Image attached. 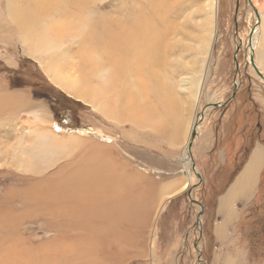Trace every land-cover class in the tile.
<instances>
[{"label": "bare ground", "instance_id": "6f19581e", "mask_svg": "<svg viewBox=\"0 0 264 264\" xmlns=\"http://www.w3.org/2000/svg\"><path fill=\"white\" fill-rule=\"evenodd\" d=\"M23 1L6 0L8 24L4 28L6 32L0 31L1 43L15 40L27 55L39 60L45 73L60 89L97 109L108 120L118 125L129 121L134 127L130 140L134 145L145 142L136 130L149 129L160 135L168 129L169 116L156 115L146 94L132 97L140 96L134 80L138 75L142 78L152 76L153 84H162L160 77L166 79L165 72L174 71L176 67L174 54L179 52L177 49L192 51L187 42L194 38L193 28L199 33L204 30V20L198 26L189 20L178 23L184 13L177 10V17L172 20L167 0H162L150 11L135 8L132 15L122 16L118 12L110 16L99 13L95 19L89 21L87 18L81 24L82 16L78 21L69 20V14L74 13L69 6L77 8L80 2L90 0ZM47 13V19H36L37 15ZM57 14H64L70 25L81 24L75 35L71 36L61 24L54 22ZM260 15L262 18L261 11ZM123 16L129 17L123 21ZM262 26L260 20L253 28L249 53L256 47L255 39ZM14 28L19 31L17 36ZM84 28L87 29L85 35L79 37ZM208 40L211 43L213 37ZM68 57L79 60L70 61V70ZM4 59L7 64L14 65L8 53ZM256 67L263 73L257 64ZM196 74L192 98L197 106L206 80L201 69ZM165 83L167 93L174 95L167 79ZM5 85L9 87V82ZM3 89L0 83V128L12 138L3 145L4 153L11 157L9 162L14 163L20 176L26 179L25 187L10 186L6 193L22 199L26 207L17 212L5 210L7 206L0 208V227L14 229L0 239V264H112L109 262L113 259L120 258L124 263L134 257L144 258L147 250L152 252L155 225L163 204L193 184L190 172L193 160L187 142L198 121L194 111L183 148L176 155L184 158L182 170L179 164L173 163L157 166L155 157L145 149L128 148L133 153L127 150L124 155L118 147L119 144L126 147L127 135V141L124 139L120 143L116 135L101 134L106 140L98 137V129L96 133L81 128L62 134V128L53 122L44 104L34 100L28 90ZM158 97L163 105V98ZM165 106L169 108L170 105L166 103ZM29 111L32 117L22 114ZM197 129L196 125L194 130ZM169 141L177 145L176 138L170 136ZM141 153L147 157V165L138 157ZM61 160L65 162L60 163ZM257 166L252 163L247 171L252 168L256 172ZM52 167L55 170L50 172ZM251 173L241 175L237 183L240 189L250 188L253 181L249 178H254ZM36 218L47 226L55 222L52 228L58 226V233L54 237L51 235V240L29 246L26 244L28 237L20 233L17 225L25 220L36 222ZM144 235L147 243H143ZM8 240L15 242L3 244Z\"/></svg>", "mask_w": 264, "mask_h": 264}, {"label": "rangeland", "instance_id": "374dc122", "mask_svg": "<svg viewBox=\"0 0 264 264\" xmlns=\"http://www.w3.org/2000/svg\"><path fill=\"white\" fill-rule=\"evenodd\" d=\"M161 1L162 0H90V2H80L81 4L77 8L76 6H69L72 10L67 6V10L74 12L69 14V18L71 17L69 20L75 19V21H78L79 16H82V24L87 18L89 21L95 19L96 15L99 13H106V16H110L116 15L118 12L122 16L123 14L132 15L137 8L149 9L150 11L152 7H156L158 2ZM23 2H28V0H24ZM29 2H31V0H29ZM166 2L167 7L169 6L168 14L172 20L177 17V10H179V13H184V15L182 18L178 19V23L189 20L192 25L198 26V23L201 25L204 20L205 27L201 33H199V30L193 28L195 33L194 38L187 42V45L192 48V51L189 52L187 50L183 51L177 49L179 52H175L174 54L175 57H177L175 59L176 67L174 71H168V73L165 72L164 74L169 82L170 91L173 94L175 93L174 95L170 96V94L167 93V84L165 83L166 79H164V76L160 77L161 80H163L162 84H160L161 86L155 82L153 84L154 77L152 76L151 78H146V76L142 78V76L139 75L135 77L134 84L138 85L140 96L132 97H142L146 94L148 100L151 99L148 104L154 108L156 115L161 114L163 116H169L167 119L168 129L160 135L152 133L149 129L136 130L141 137L145 138V142L142 141L134 145V143L130 141L133 136L134 127L131 126L129 121L125 124L118 125L111 119L108 120L97 109L92 108V106H89L83 100L67 94L51 81L42 68L39 60L27 55L23 46L17 43L15 44V40L13 39L7 43L0 42V83L3 84L5 90H28L34 100L44 104V108L51 114L53 122L56 123L58 127L62 128L63 131H60L62 134L70 133L71 131L76 132L81 128L96 133L98 129L100 131L97 133L98 137L101 136V134L113 135V137L116 135L120 143L124 142V139L126 140L125 137L127 135L129 139L128 141L126 140L127 142H124L127 143L126 147H120V144L118 147L120 152L124 151V155L125 151L127 152L128 150V152H130L128 148L135 147L138 150L145 149L150 155L155 157L157 166L173 163L179 164L182 170L184 158L176 157V155L179 154L183 148V143L189 129L188 122L194 111L193 114L196 115L198 121L194 123L191 130V133L192 131H196V136L192 140L191 148L193 165L190 168V172L193 175V184H191L186 191L176 197L168 199L163 204L162 211L155 225L156 239L152 252L149 250V253L148 250H145L146 256L144 258L134 257L126 260L124 263L120 262L121 260L118 258V260L113 259L109 263L264 264V167L259 179V181L261 180L263 191H259V187L258 189L256 187L258 181L257 176L255 186L250 191V197L256 192L253 203L250 206L245 203H240V205L237 206V214L234 219L230 221H226L224 213L220 211V199L218 198L220 191L216 188L218 184L217 179L220 177L222 171H224V176L223 178L221 176V178L226 181V184L234 177L235 172L238 171L239 167H241L244 162V155L249 153L250 149L253 147L256 141L254 139L257 138L264 142V80L256 73L249 59V56L253 54L256 64L264 73V0H167ZM253 2L256 4H253ZM215 7L217 8L216 11ZM6 8V0H0V17L3 15V17H1L2 19L0 18V31H3L1 33L7 31V29H4L6 28V24H8V13ZM260 11L262 13V18ZM48 14L49 13L37 15L36 19L40 20V17H42V19H47ZM212 14H215L214 17ZM127 17L129 16H123V21ZM213 20H215L214 25ZM260 20H262L263 26L257 32L255 39L256 47L250 51V53L252 52L250 54L248 48L250 45L249 40L252 31H254L253 28L260 24ZM54 22L61 24L68 33L72 34L71 36L75 35V31L81 26V24L79 26H75L74 24L70 25L68 18L64 14H57L54 18ZM208 27L210 29L213 28L208 30L206 29ZM14 30L17 36V34H19L18 29L14 28ZM86 30L87 29L84 28L78 36L83 37ZM203 37L206 38L203 39ZM208 37H213L211 43H208ZM71 39L73 38L71 37ZM204 40H207V43H205ZM76 50L77 47L74 51ZM5 53L12 56L14 65L7 64L4 59ZM74 60L68 57L69 70L71 69L70 61L73 62ZM235 60L239 63L238 66H236ZM77 62H79V60ZM75 64L77 63L75 62ZM199 69H201V73L206 81L203 83L198 105L196 106L192 98V93L195 83H197L194 81L197 75L196 72ZM19 70L28 80L33 79L34 76L32 73L37 72L38 74H42L44 78H46L48 84L56 88V92L60 91L66 97L80 101L84 106L76 105L73 101L66 99V97L61 98L60 104H58V99L51 96L40 98L36 95L34 88L31 86L24 88L12 87L13 78L15 77L16 71ZM141 71L145 75L144 69ZM133 75H136L135 71ZM7 82H9V87L5 85ZM40 82H42L41 79ZM200 82L201 80L199 83ZM148 84L151 85L148 86ZM152 84L156 85L153 86ZM150 87H153V89H149ZM132 88L133 87L129 86V89ZM234 92L233 98L235 96L240 99L241 97L243 99L252 98V100L255 101V104H251L250 107L249 113L252 115H249L247 120L243 121L245 123H234L233 121L231 125H228L225 137H223V132L220 130L216 131L213 129L214 133L212 134L211 131H208L209 128L206 127L209 114L215 111L211 103H218L220 101L223 103V106L217 108L223 107L224 111L230 106L228 102L226 103L227 106H225L224 102L229 100ZM158 96L163 98V105L158 102L157 99H160ZM168 97L170 99H168ZM168 100L169 102H167ZM51 103L57 104L59 117H55L53 112L49 109ZM166 103L170 105L168 106L169 108H166ZM209 103L211 106H208ZM65 107H68V109ZM22 114L25 117L33 116L30 111L22 112ZM219 118H221V116H219ZM237 124L240 126L237 127ZM196 125L198 129L194 130ZM259 134H261V136ZM170 136H172L173 139L176 138L175 142L177 145L174 143L171 144L169 141ZM203 136L204 139H211V141L213 137H215V144L210 145L211 142H207L208 144L201 147V138H203ZM11 139V135L7 134L5 129L0 128V153H2L0 159L3 160V162H0V208L1 206H7L5 210L17 212L21 209L23 210L24 207H26V203L19 197L13 198L8 196L6 192L9 190L8 188L10 186L25 187L26 183L24 181H26V179L20 176L21 173L15 168L14 163L12 165L9 162L11 157L4 153L3 145L8 143ZM102 139L105 138L102 137ZM190 140L191 134L188 136V142H190ZM241 140L243 143L240 145L241 147H239ZM243 144L250 145L244 147ZM207 145H209L208 148ZM209 148L222 150L219 157L221 161H223V158L225 159V156H223L225 148L230 158L233 156L234 159L233 161L229 159L228 164L217 166L216 163L219 161L216 158V161H211L212 164L211 162L206 164L208 170L204 172L202 156L205 158L213 157L214 150L208 151ZM243 148L246 151H243ZM116 154L117 156L119 155L118 153ZM138 155L137 156L142 162L145 161L144 163L147 165V157L142 155V153ZM199 155H201V158ZM172 156L176 158L174 157L173 159ZM4 162L7 163L5 164ZM63 162H65V160L60 161V163ZM54 170L55 167H52L50 172ZM191 188L193 199L198 203L192 201L189 196V190ZM36 219V222H34V220H25L17 225L20 233L28 237L26 238V244L29 246L30 244H38L41 241H46L50 237V234L53 235L58 233V226L56 229L52 228L55 222L54 225L49 223L47 226L45 222L40 221L38 218ZM223 224L226 226L225 230L220 228V225ZM13 230L14 229L0 227V239L10 234ZM22 241L25 242V240ZM22 241L20 243L23 244ZM9 242L15 241L8 240L7 243L3 244H8ZM143 243H147L145 235L143 236ZM151 258L154 259L153 262Z\"/></svg>", "mask_w": 264, "mask_h": 264}, {"label": "crops", "instance_id": "0c3cea01", "mask_svg": "<svg viewBox=\"0 0 264 264\" xmlns=\"http://www.w3.org/2000/svg\"><path fill=\"white\" fill-rule=\"evenodd\" d=\"M228 101L229 100L224 102L225 106H227L226 103ZM218 103H221V102L219 101ZM251 104H255V101L252 100V98L243 99L241 97V99H240L239 97L235 96L234 98H232L228 102V105H230V106H228V108H226V110H224V111H223V107L218 109L217 107L213 106V109L215 111L211 112L207 118L206 127L209 128L208 131H211L213 134L214 130H216V131L220 130L221 132H223V137H225V133L228 130V125H231V123L233 121H234V123H238V122L245 123L243 121L247 120L249 115H252L249 113L250 109H251L250 108ZM241 110H243V111H241ZM219 116H221V118H219ZM239 124H237V127L240 126ZM218 127H219V129H218ZM259 135L261 136V134H259ZM201 140H202V142H201L202 146L201 147H203V145L205 146L206 144H208L207 142H211L210 145L215 144V142H214L215 137H213V140L211 141V139L210 140L204 139V136H203V138H201ZM254 140H256V141L254 142L253 147L250 149L249 153L244 155V162L241 165V167H239L238 171L235 172L234 177L226 184V181L222 179L224 176V171H222L220 177L217 179L218 184H217L216 188L220 191L219 196H218V198L220 199L219 200V208H220V211L224 213V215H225L224 218L226 221H230V220L234 219V217L238 211L237 206H239L240 203H245L246 205H249V206L253 203L256 192H254L253 195L250 197V195H251L250 191L255 186L257 176H258V181H257L256 187H257V189L259 187L258 183H259V179H260V174H261V171L264 167V142L260 141L257 138ZM242 143H243V141L241 140L239 147H241L240 145ZM243 145H244V147L245 146L248 147V145H250V144H243ZM208 146L209 145H207V148H208ZM212 150H214V149H212V148L208 149V151H212ZM242 150L246 151V150H244V148ZM221 151L222 150H220V149L214 150L213 157H208V158L206 157L205 158L204 156H202V160H203L202 166H203L204 172H206L208 170L206 164H208V162H211V161H216V158L219 161L216 163L217 166H222L223 164H228L229 159H232V161H233V159H234L233 156H231V158H230V155L228 154L226 148L223 151V156H225V159L223 158V161H221V159L219 158L221 155ZM258 153H259V155H258ZM199 157L201 158V155H199ZM252 163L255 165H258L257 166L258 170H256V172L252 171V168L249 171H247L249 166ZM211 164H212V162H211ZM251 172H253V173H251ZM247 173L252 174L251 177H254V178H249V180H251L253 182L251 183L249 189H247V190L246 189H240L239 186L237 185V183L239 182L241 175L248 176L249 174L247 175ZM221 176H222V178H221ZM252 179H254V180H252ZM225 202L228 203L227 206H225ZM225 220H224V222L226 223ZM224 224L220 225V228H222L223 230H225V227H226ZM51 235L52 234H50V237L47 240H51L50 238L52 236L53 237L55 236V234H53L52 236ZM223 241H221V242H223Z\"/></svg>", "mask_w": 264, "mask_h": 264}, {"label": "trees", "instance_id": "16d2710c", "mask_svg": "<svg viewBox=\"0 0 264 264\" xmlns=\"http://www.w3.org/2000/svg\"><path fill=\"white\" fill-rule=\"evenodd\" d=\"M34 76L33 79L28 80L23 73L19 70L16 71L15 77L13 78L12 87L14 88H24V87H33L35 90V93L38 97L44 98V97H53L55 99H58V104L61 102V98L66 97L62 92L58 91L56 92V88L52 86L51 84H48L46 78L42 74H38L37 72L32 73ZM40 79L42 82H40ZM49 85V86H48ZM66 99L73 101L76 105H83L80 101H77L75 99H71L69 97H66ZM68 109V107H65ZM49 109L53 112L55 117H59V112L57 109V104L51 103L49 105ZM61 120V119H60Z\"/></svg>", "mask_w": 264, "mask_h": 264}, {"label": "water", "instance_id": "95a60500", "mask_svg": "<svg viewBox=\"0 0 264 264\" xmlns=\"http://www.w3.org/2000/svg\"><path fill=\"white\" fill-rule=\"evenodd\" d=\"M251 1V0H249ZM251 3V2H250ZM252 53V52H251ZM251 58H250V64L253 66V68L257 71V73L259 74V76H261L263 79H264V75L263 73H261L259 70H257V67H256V64H255V61H254V58H253V54H251ZM236 62V66L239 65V63L235 60ZM235 92L233 93L232 97L229 99V101L233 98ZM228 101V102H229ZM212 104V103H211ZM211 104H208V106H211ZM212 106L214 107H221L223 106V103H213ZM203 115V114H202ZM196 136V131H192L191 133V140H190V143L188 144L187 148L189 151H191V148H192V140L195 138ZM189 196L190 198L192 199V201L194 202H197L195 199L192 198V188L189 190ZM198 203V202H197Z\"/></svg>", "mask_w": 264, "mask_h": 264}, {"label": "flooded vegetation", "instance_id": "af4514ba", "mask_svg": "<svg viewBox=\"0 0 264 264\" xmlns=\"http://www.w3.org/2000/svg\"><path fill=\"white\" fill-rule=\"evenodd\" d=\"M261 181V180H260ZM259 181V191H263L262 190V184H261V182ZM263 186H264V183H263Z\"/></svg>", "mask_w": 264, "mask_h": 264}]
</instances>
